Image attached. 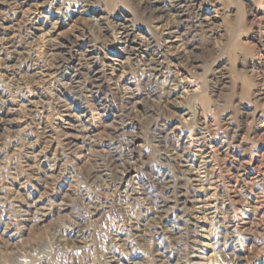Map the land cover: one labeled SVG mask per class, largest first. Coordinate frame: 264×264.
Returning <instances> with one entry per match:
<instances>
[{
  "label": "rangeland",
  "instance_id": "rangeland-1",
  "mask_svg": "<svg viewBox=\"0 0 264 264\" xmlns=\"http://www.w3.org/2000/svg\"><path fill=\"white\" fill-rule=\"evenodd\" d=\"M0 264H264V0H0Z\"/></svg>",
  "mask_w": 264,
  "mask_h": 264
},
{
  "label": "bare ground",
  "instance_id": "bare-ground-1",
  "mask_svg": "<svg viewBox=\"0 0 264 264\" xmlns=\"http://www.w3.org/2000/svg\"><path fill=\"white\" fill-rule=\"evenodd\" d=\"M151 59V58H150ZM153 63V62H152ZM160 63V62H159ZM26 64V63H25ZM64 64V63H63ZM161 64V63H160ZM173 65V64H172ZM33 67V66H32ZM58 69V68H57ZM32 70H33V68H32ZM153 70V69H152ZM151 70V71H152ZM155 70V69H154ZM159 71H160V67H159ZM97 72V71H96ZM155 84V83H154ZM172 85V84H171ZM161 87V86H160ZM163 89V88H162ZM173 89V88H172ZM175 89V88H174ZM162 92V91H161ZM188 114V113H187ZM204 138V137H203ZM200 139H201V137H200ZM204 140V139H203ZM202 143V142H201ZM239 146V145H238ZM213 147V146H212ZM211 147V148H212ZM213 149H214V147H213ZM216 149V148H215ZM218 150V149H217ZM178 151V150H177ZM210 152V151H209ZM175 153V152H174ZM199 153H200V150H199ZM182 156V155H181ZM204 156V155H203ZM209 156V155H208ZM203 158V157H202ZM206 163V162H205ZM193 168V167H192ZM190 169V168H189ZM199 171V170H198ZM192 172H194V171H192ZM203 172V171H202ZM188 173H189V171H188ZM197 173V172H196ZM195 173V174H196ZM205 173V172H204ZM193 174V173H192ZM200 174V173H199ZM199 179V178H198ZM201 180V179H200ZM236 184V183H235ZM247 185V184H246ZM194 187V186H193ZM199 190V189H198ZM207 192V191H206ZM90 196V195H89ZM194 202V201H193ZM46 208V207H45ZM36 210V209H35ZM197 213V212H196ZM201 213V212H200ZM199 218V217H198ZM195 223V222H194ZM135 228V227H134ZM190 228V227H189ZM195 229V228H194ZM202 230V229H201ZM175 234V233H174ZM196 235V234H195ZM201 238V237H200ZM209 241V240H208ZM199 253V252H198ZM195 257V256H194ZM116 259V258H115Z\"/></svg>",
  "mask_w": 264,
  "mask_h": 264
}]
</instances>
